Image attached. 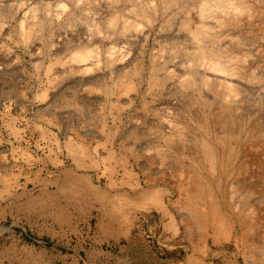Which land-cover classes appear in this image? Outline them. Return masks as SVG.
I'll list each match as a JSON object with an SVG mask.
<instances>
[{
	"label": "rangeland",
	"instance_id": "obj_1",
	"mask_svg": "<svg viewBox=\"0 0 264 264\" xmlns=\"http://www.w3.org/2000/svg\"><path fill=\"white\" fill-rule=\"evenodd\" d=\"M32 2L0 0V25L6 27L0 28V264H184L192 256L198 230L184 209L190 189L184 172L190 169L179 165L190 163L185 145L199 146L204 136L200 120L217 109L208 110L196 98V88L182 92L179 82L190 77L188 68L195 67L199 47L221 48L241 65L247 60L250 75L262 80L264 32L259 28L264 27V0L238 28L224 29L218 24L221 15L209 14L206 23L213 30L198 40L189 29L199 24L203 0ZM61 6H66L63 14ZM115 18V26H109ZM34 23L26 37L22 29L27 32ZM97 29L102 37H112L111 44L91 43ZM110 47L129 50L122 73L107 68ZM84 50L102 61L86 84L80 75L65 74L71 56ZM176 63L187 71H177ZM129 76L136 81L132 102L120 93L121 80ZM253 82L243 104L245 117L235 114L230 125L219 126L220 137L238 135L240 117L246 123L264 121V83ZM160 118L169 123L172 139L162 140L154 128ZM240 135L239 141L253 133L245 129ZM70 140L74 151L69 150ZM167 147L172 149L160 160V151ZM150 159L163 162L168 188L157 167L162 164L149 168ZM256 174L246 181L254 190L260 186ZM204 175L210 179L223 172ZM73 177L86 178L91 190L82 193ZM165 189L168 199L183 207L181 217L177 213L179 233L170 234L173 247L181 251L178 261L173 249L164 247L159 205L142 201L145 193ZM218 197L225 211L230 197L224 184ZM250 199L262 206L258 194ZM210 244L203 264H252L243 243L238 249L236 242L230 249Z\"/></svg>",
	"mask_w": 264,
	"mask_h": 264
},
{
	"label": "bare ground",
	"instance_id": "obj_2",
	"mask_svg": "<svg viewBox=\"0 0 264 264\" xmlns=\"http://www.w3.org/2000/svg\"><path fill=\"white\" fill-rule=\"evenodd\" d=\"M32 1V3H34L38 0ZM258 1L259 0H203L198 10L197 20L199 22H197L199 24H195V29H192L191 22H189L190 24L186 23V26L188 28L191 27L189 29L190 33L195 40H198L201 35L207 31L211 32V30H213L208 26L206 20L209 21L211 13L214 14L215 12V14L219 13L221 15V20L218 21L220 27L224 29L230 27L238 28L241 24L252 19L251 11L257 6L256 3ZM59 9L63 14L66 10V6H61ZM60 15L61 14L56 15V18L59 19ZM117 18L112 19L109 26H115L118 20ZM213 20L216 19L213 18ZM197 22L195 21V23ZM35 25L36 24L34 23L29 26L27 32L25 31V28L22 29L26 37L33 32ZM139 27L140 26L136 28L139 29ZM0 28L4 31L6 27L0 25ZM98 30L99 29L96 31ZM259 31L264 32V27L259 28ZM99 32L100 31L95 34V38L90 39L91 43L99 44V46L103 47L111 44L112 37H102L99 35ZM141 35L144 36L145 32L142 31ZM202 37H204V35ZM99 46L97 45L98 48ZM110 48L111 49L108 50L105 57V61L107 68H117L114 70V73L116 74L121 72L124 69V65L127 64L128 59H125V57L128 55L127 52H129V50L123 51V49L122 51H116L114 50L116 47L114 49L112 47ZM193 58L196 65L195 67L191 65L190 68L187 67L188 69H192L190 71V77L180 80V90L184 92L188 89H198V93L195 94L196 98L201 100L205 106H208V110L211 111L212 108H216L217 112H213L210 115L208 114V116L200 120L202 121L200 126L204 136L200 139V142L198 143L199 146H195L194 149H190V147L185 145V147H187V153L189 155L188 160L190 163H181L179 165L181 169H190L184 172L186 187L188 186L190 189H188L189 193L186 206H183H185L184 209L189 212V218L195 222L198 230L196 244L194 245L191 256L192 260L191 258H188L185 260L184 264H195L197 261H200L201 264L206 262L212 249L211 242L214 245L213 249H230L233 242H236V249H238L240 248L239 244L243 243L242 245L247 249L249 261L252 264H264V207H262L264 205V201H262L264 200V121L259 120V122L256 123H246L242 118L245 117V114L242 111L244 100H246V95L250 94V87H252L249 82L252 81L254 84L256 82L253 81H259L262 85L264 83V78L262 77L263 79L261 80L259 77H255V73L254 76L250 75L248 68L244 66V63L247 62V60L242 63V65L239 64L241 63L240 61L239 63L237 60L234 61V58L233 61H231L228 56L226 57L223 55V50L221 48L212 50L199 47L196 56ZM101 62V59L93 51L84 50L79 53H74L67 62V65L70 66L65 70V74L80 75L82 82L86 84L90 81V79L86 78L100 70ZM234 62L238 65L232 64ZM176 64H174V67L177 71L181 73L185 72L183 71L186 70L184 65L182 67L181 64ZM133 77L134 76L123 78L120 85V93L128 96L130 102L135 99L134 92H137L136 81ZM261 88V91H263V86ZM262 96L264 100L263 92ZM238 113L242 116L240 117L242 122L240 125L237 124L238 126L236 127L237 129L239 128V134L229 133L225 138L220 137L217 130L219 129L218 127L221 126L220 128H224L230 125L231 123L229 121H231V118ZM158 121L157 125H154V128L156 131L160 132L162 140L167 141L172 139L173 136L171 135V131H167L169 123L161 118L158 119ZM245 129H250L253 136L240 139L239 141V137L241 138L240 132H243ZM70 141L69 150L74 151L75 148H71L72 146H70L72 145V140ZM238 146H241L242 149H239ZM167 149L169 151L172 148L170 149V147H167L166 149H162L159 154L160 160L165 159ZM180 150L181 149H179V151ZM157 159L154 160L157 161ZM150 161L152 160L150 159ZM156 161L149 162V168L156 165ZM158 162V165L163 163H160V161ZM157 167H160V171L164 178L163 182L167 184L168 188L170 185L168 184V174H166L165 166L162 164ZM204 171L209 172L212 175L221 171L223 172V176L208 179L205 178ZM253 173H257L260 179V186L256 187V189L259 188L258 190L246 186L247 183H249H246V181H249L247 176L250 175V179L252 178ZM254 177L255 175H253V179ZM73 179L82 193H86L90 189L85 184L87 181L85 180L86 178L73 177ZM177 183H179V181H177L176 184ZM221 184L225 185L230 197L225 211H223L224 209L222 208L218 197V189ZM184 185H181V187H184ZM248 186L250 185L248 184ZM168 192V189L162 190L161 192H158V194L154 190L147 192L142 201L149 203V205H159L160 211L157 215V219H159L161 224L164 247L165 249H173L172 254L174 260L178 261V259H180L179 255H181V251L177 247H173L172 240L175 239V237H171L170 234L173 233V235L176 236L179 233V220L177 213L181 217V212L183 211H181V209L183 207L178 205L179 201H177L178 204H176V201L169 200ZM257 194L263 198L260 202H258L259 200L257 201L259 205H262L258 207L255 203L250 202V200H252L250 198H253V196L255 197ZM156 195H158L157 198ZM235 196H237L238 199L233 201V197ZM177 205L181 208L177 209ZM236 211L238 215L236 214ZM239 227L242 230L241 235H239L237 230Z\"/></svg>",
	"mask_w": 264,
	"mask_h": 264
}]
</instances>
